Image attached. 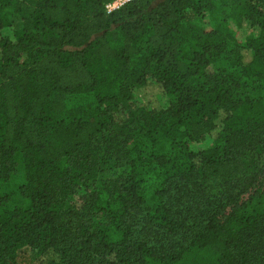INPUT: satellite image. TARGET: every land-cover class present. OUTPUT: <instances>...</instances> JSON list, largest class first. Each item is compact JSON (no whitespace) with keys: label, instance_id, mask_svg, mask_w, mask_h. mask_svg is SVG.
I'll return each mask as SVG.
<instances>
[{"label":"trees","instance_id":"16d2710c","mask_svg":"<svg viewBox=\"0 0 264 264\" xmlns=\"http://www.w3.org/2000/svg\"><path fill=\"white\" fill-rule=\"evenodd\" d=\"M108 1L0 0V264H264V0Z\"/></svg>","mask_w":264,"mask_h":264},{"label":"rangeland","instance_id":"374dc122","mask_svg":"<svg viewBox=\"0 0 264 264\" xmlns=\"http://www.w3.org/2000/svg\"><path fill=\"white\" fill-rule=\"evenodd\" d=\"M225 15L228 18L229 7L225 6ZM202 25L205 29L209 30V19L203 18L200 19ZM228 24L234 33L235 43L243 44L250 33V30L247 28H238L235 23L228 18ZM19 25V21L17 18L12 20V24L10 27L2 30V35L5 37H10L12 32L17 29ZM233 42V43H234ZM231 42L229 44V48L233 46ZM225 60H221L217 63L218 72H220L225 66ZM141 105L147 106L149 108H158L161 106H165L168 102V97L164 95L158 88L147 85L142 90V94L140 96ZM212 146V140L207 138L205 141L200 143H195L192 145L193 150H203L208 149ZM24 181V173H23V164L20 158V155L15 156V166L13 171V176L11 180L6 185L0 186V212L5 208H26L29 203L28 200L22 197L18 191V185H20Z\"/></svg>","mask_w":264,"mask_h":264},{"label":"built area","instance_id":"2783aa9c","mask_svg":"<svg viewBox=\"0 0 264 264\" xmlns=\"http://www.w3.org/2000/svg\"><path fill=\"white\" fill-rule=\"evenodd\" d=\"M133 0H110L104 5V9L107 13H112L119 10L126 3Z\"/></svg>","mask_w":264,"mask_h":264}]
</instances>
